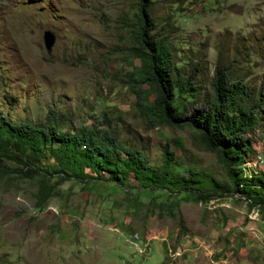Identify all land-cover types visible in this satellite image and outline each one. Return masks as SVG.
I'll return each instance as SVG.
<instances>
[{
  "label": "rangeland",
  "instance_id": "rangeland-1",
  "mask_svg": "<svg viewBox=\"0 0 264 264\" xmlns=\"http://www.w3.org/2000/svg\"><path fill=\"white\" fill-rule=\"evenodd\" d=\"M150 1L173 58L196 67L200 93L219 65L260 94L263 111L247 135L255 155L264 153V0ZM136 8L137 0H0V113L30 122L64 113L62 129L104 127L151 165L160 164L165 145L176 169L226 181L189 128L148 127L135 111L125 80L138 61L125 19ZM45 29L55 36L49 51ZM250 156L242 171L264 175ZM7 163L14 169L0 177V264H264V207L238 194L203 202L191 190L146 191L132 177L123 188L69 178L37 207L36 177ZM52 164L42 158L43 168Z\"/></svg>",
  "mask_w": 264,
  "mask_h": 264
},
{
  "label": "trees",
  "instance_id": "trees-1",
  "mask_svg": "<svg viewBox=\"0 0 264 264\" xmlns=\"http://www.w3.org/2000/svg\"><path fill=\"white\" fill-rule=\"evenodd\" d=\"M151 6L150 0H137L136 11L125 19L129 51L138 61L125 80L134 96L133 107L148 127L189 128L202 148L215 155L227 180L217 181L190 168L176 169L178 161L165 145L160 164L151 165L145 155L104 127L62 129L64 113L48 111L38 122L12 121L0 113V177L14 169L7 162L19 164L16 171L24 177L35 176L37 207L69 178H103L123 188L130 177L146 191L191 190L203 202L217 192L238 194L248 204L264 207V175L242 171L245 157L255 155L247 133L258 119L256 114L263 111L260 94L251 95L242 79L231 80L219 65L213 68L207 90L200 93L196 67L186 70L185 61L173 58L174 43L158 26ZM46 156L53 162L50 168L41 166Z\"/></svg>",
  "mask_w": 264,
  "mask_h": 264
},
{
  "label": "water",
  "instance_id": "water-1",
  "mask_svg": "<svg viewBox=\"0 0 264 264\" xmlns=\"http://www.w3.org/2000/svg\"><path fill=\"white\" fill-rule=\"evenodd\" d=\"M54 40H55V36L49 29L43 30L42 43L46 51H49L51 49Z\"/></svg>",
  "mask_w": 264,
  "mask_h": 264
},
{
  "label": "built area",
  "instance_id": "built-area-1",
  "mask_svg": "<svg viewBox=\"0 0 264 264\" xmlns=\"http://www.w3.org/2000/svg\"><path fill=\"white\" fill-rule=\"evenodd\" d=\"M254 157V158H253ZM253 157H251L252 161L251 164L252 166L257 167V169H261L264 170V153H258L256 155H254ZM250 158V157H249ZM246 162V161H245ZM244 162V163H245ZM248 162V161H247ZM246 162V164H247Z\"/></svg>",
  "mask_w": 264,
  "mask_h": 264
}]
</instances>
